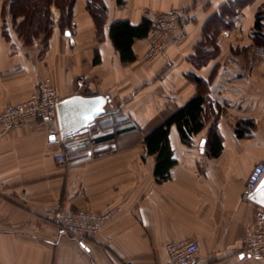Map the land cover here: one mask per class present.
I'll return each instance as SVG.
<instances>
[{
  "label": "crops",
  "instance_id": "crops-1",
  "mask_svg": "<svg viewBox=\"0 0 264 264\" xmlns=\"http://www.w3.org/2000/svg\"><path fill=\"white\" fill-rule=\"evenodd\" d=\"M41 1L0 0V111L48 79L60 101L100 97L101 113L87 129L95 147L63 163L46 144L57 113L0 127V264H163L164 245L184 240L198 244L197 264H264L240 254L260 206L240 195L264 162V0H102L100 24L87 0L73 1L69 19L54 0L41 11ZM36 7L43 24L29 25ZM179 8L187 23L161 55L141 59L144 37L130 45L134 59L121 61L112 23L136 26ZM196 95L209 109L204 128L184 142L170 126L174 163L156 175L158 154L144 138ZM56 205L108 218L75 241L49 220Z\"/></svg>",
  "mask_w": 264,
  "mask_h": 264
},
{
  "label": "built area",
  "instance_id": "built-area-1",
  "mask_svg": "<svg viewBox=\"0 0 264 264\" xmlns=\"http://www.w3.org/2000/svg\"><path fill=\"white\" fill-rule=\"evenodd\" d=\"M187 23L184 9H173L158 13L151 21L146 36L147 47L141 59L148 62L161 55L174 35ZM83 86L82 81H78ZM60 97L57 89L48 79L41 81L29 98L21 103L7 104L0 111V127L12 130L29 119L48 121L57 113ZM264 131V124H263ZM46 144L55 149L54 160L63 163L69 152L91 151L95 139L91 132L76 133L68 138L61 135L59 129L48 133ZM264 176V162L256 163L249 173L247 182L240 195L242 201H251V194L256 190ZM49 220L58 235H67L75 241L94 237L106 222L108 214L94 213L89 210H71L62 205L50 209ZM167 261L163 264H197L199 246L195 241H176L164 245ZM240 254L247 258H264V207L259 206L254 224L245 238ZM122 264H134L123 261Z\"/></svg>",
  "mask_w": 264,
  "mask_h": 264
},
{
  "label": "trees",
  "instance_id": "trees-1",
  "mask_svg": "<svg viewBox=\"0 0 264 264\" xmlns=\"http://www.w3.org/2000/svg\"><path fill=\"white\" fill-rule=\"evenodd\" d=\"M73 1L74 0H54L55 5L62 11V15H64L66 19L70 17ZM116 1L117 3H121V0ZM41 2L39 3L40 5L38 2L36 5H39L41 11L46 12L44 7L45 5L47 6L50 1L42 0ZM86 8L97 24L103 21L106 8L102 0H87ZM37 9L38 7L33 9L32 12H29L30 16H28L29 19H27L29 25H31L34 20L37 21L38 24H43L44 18L42 19L35 14L38 13ZM150 27L151 22L146 19L136 26H131L127 21H116L110 25L109 37L114 48L119 52L122 62H128L134 59L130 45L134 39L146 37ZM255 27L257 29L260 28V24L257 20ZM208 111L206 98L201 95H196L145 136L144 143L147 152L149 154H158L155 166L156 175L164 176L174 163L173 160H171V152L168 146V130L170 126L175 125L180 139L184 142H189L192 136L196 135L204 128L206 119L209 117ZM237 127L236 132L241 136L244 131V123L239 122ZM208 137L218 138L219 136L216 130L211 128L208 132Z\"/></svg>",
  "mask_w": 264,
  "mask_h": 264
},
{
  "label": "water",
  "instance_id": "water-1",
  "mask_svg": "<svg viewBox=\"0 0 264 264\" xmlns=\"http://www.w3.org/2000/svg\"><path fill=\"white\" fill-rule=\"evenodd\" d=\"M101 105L102 100L97 96H72L61 100L57 106L58 128L61 135L68 138L73 134L86 132L93 125L94 119L101 113ZM262 181H264V176ZM261 182L250 198L264 207V191H261Z\"/></svg>",
  "mask_w": 264,
  "mask_h": 264
},
{
  "label": "snow or ice",
  "instance_id": "snow-or-ice-1",
  "mask_svg": "<svg viewBox=\"0 0 264 264\" xmlns=\"http://www.w3.org/2000/svg\"><path fill=\"white\" fill-rule=\"evenodd\" d=\"M261 191H264V181L261 182Z\"/></svg>",
  "mask_w": 264,
  "mask_h": 264
},
{
  "label": "rangeland",
  "instance_id": "rangeland-1",
  "mask_svg": "<svg viewBox=\"0 0 264 264\" xmlns=\"http://www.w3.org/2000/svg\"><path fill=\"white\" fill-rule=\"evenodd\" d=\"M49 1H51V0H49ZM50 3V2H49ZM41 10V9H40ZM262 130H263V126H262Z\"/></svg>",
  "mask_w": 264,
  "mask_h": 264
}]
</instances>
